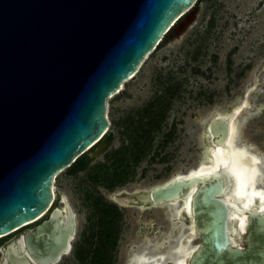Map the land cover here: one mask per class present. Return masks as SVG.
<instances>
[{
  "label": "water",
  "instance_id": "1",
  "mask_svg": "<svg viewBox=\"0 0 264 264\" xmlns=\"http://www.w3.org/2000/svg\"><path fill=\"white\" fill-rule=\"evenodd\" d=\"M197 1L0 0V237L48 216L6 241L0 264H55L70 251L76 214L64 196L63 206L53 208L54 179L101 142L109 128V97L135 78L147 55ZM263 79L264 63L239 107L228 106L230 113L215 115L203 131L211 147L230 154L227 164L201 174L200 164L156 188L125 191L139 207L189 204L183 224L193 232L182 237L180 249L189 255L170 264L264 263V242L262 247L250 241L256 217L264 215V189L251 184L247 190L255 195L256 209L229 200L237 188L234 134L252 104L251 93L264 89ZM100 152L101 147L93 155ZM221 213L225 238L218 229ZM194 237L199 242L190 252ZM152 256L132 254L128 264H165L162 254Z\"/></svg>",
  "mask_w": 264,
  "mask_h": 264
},
{
  "label": "rangeland",
  "instance_id": "2",
  "mask_svg": "<svg viewBox=\"0 0 264 264\" xmlns=\"http://www.w3.org/2000/svg\"><path fill=\"white\" fill-rule=\"evenodd\" d=\"M187 14L190 19L179 20L147 55L135 78L107 100L109 128L81 156L87 167L74 175L68 168L54 179L53 206L64 196L76 214L74 247L93 249L100 239L112 264H127L139 232L148 235L149 223L158 228L163 214L154 208L141 212L120 207L111 194L150 189L198 167L203 122L244 99L264 63V0H198ZM258 90L250 98L262 109L247 119L240 134L264 154V89ZM105 209L115 217L107 226L102 223ZM224 218L221 213V238ZM255 221L256 236L250 241L262 246L264 215ZM65 261L78 264L73 253Z\"/></svg>",
  "mask_w": 264,
  "mask_h": 264
},
{
  "label": "bare ground",
  "instance_id": "3",
  "mask_svg": "<svg viewBox=\"0 0 264 264\" xmlns=\"http://www.w3.org/2000/svg\"><path fill=\"white\" fill-rule=\"evenodd\" d=\"M190 11L191 10L189 9L188 12ZM186 14H187L186 12L183 13L173 23L171 29ZM122 86L123 85H121V88L118 91V93L122 91ZM260 91L261 90H258L257 92L259 93ZM242 101H243L242 98H237L234 104L231 105V107L234 106L233 107L234 109L238 108L239 105L242 103ZM261 109H262L261 105L255 103L253 104L252 101L251 106L249 107L248 105V108L244 111V113L240 117V122H239L240 127L238 125L234 134L235 137L237 136L238 146L235 150L238 152V154L234 156L235 166L232 167V170L235 173L234 183H235V187L237 188L233 191L231 195H229V200H231V198L232 200H237V201L243 200L247 208L253 207V209L257 208V206H255V195L247 193V190L249 189V186L251 184H255L257 189H262V191L264 189V154L257 151L255 147L249 144L247 141H244L240 134V130L246 124L247 119L253 115L259 114ZM229 113H230L229 111H220V110L212 112L210 114V117L203 122V129L207 130L209 121L215 115H223L226 117V115H228ZM234 126L235 125H231L232 134L234 133ZM208 138H209L208 133L203 132L202 144L204 146L203 149L204 151L202 152L201 166L200 169L198 170V173L200 174L217 172L219 168L222 165L227 164L228 159H230V154L225 150H223L222 148L211 147L208 142ZM246 153H249L256 157L254 162L247 159ZM181 174L182 173L174 174L170 179H168V181L171 180L172 178L178 177ZM159 185H156L152 188H156ZM52 193H53V203H54L56 196L53 187H52ZM135 193H139V192H135ZM110 197L117 205L123 208H137L141 212H145L148 209H150V208H144L143 206L139 207L134 197L126 196L124 190L115 192L111 194ZM261 198H262L261 200H264L263 196H261ZM153 208L157 210L158 209L162 210L163 218L161 224H159V227L157 228L154 227L155 223L153 224L149 223L150 225L148 224L149 227L147 232L149 233L148 235L139 232L137 240L135 241V243H132L131 245L132 248L131 254H138L140 252H145L150 255H153L152 257H156V255L162 254L163 257H165V264H170L172 261H176L177 259L183 258L181 256L189 255L187 254L189 252L184 251L182 253L180 251L182 247L181 246L182 237H184V235H186V233H188L189 231L193 232L192 225H187L186 222L185 224H183L184 221L183 217L186 218L187 215H190L189 204L177 202L169 205H159ZM245 218L246 217L240 219L241 226H244ZM180 220H182L181 223ZM179 225H181L182 230H180L178 233H174L176 229L179 227ZM162 229H166V231H163ZM5 236L6 235L1 236L0 240L3 239V237ZM193 240H197V238L194 237L192 241ZM196 245L197 244L194 245L193 242L192 243L190 242L189 251L191 252L196 247Z\"/></svg>",
  "mask_w": 264,
  "mask_h": 264
},
{
  "label": "flooded vegetation",
  "instance_id": "4",
  "mask_svg": "<svg viewBox=\"0 0 264 264\" xmlns=\"http://www.w3.org/2000/svg\"><path fill=\"white\" fill-rule=\"evenodd\" d=\"M62 206H63V204L61 202H58V203H56V205L53 206V208H56V207L61 208ZM47 218H48V216L41 218V219L37 220L35 223H33L31 225L24 226L23 228H20L19 230H17L16 233H13V234L5 237V239H2L0 241V249L6 241L10 240L11 238H13L15 236L20 235L21 233H23L26 230H30V229L34 228L35 226L42 223ZM76 236H77V230H76L75 238H76ZM75 238L71 242L70 251L67 254H64L61 257V259L58 262H56L55 264H67V262L65 260L69 256H71L72 253L78 258V262H77L78 264H112L111 261L106 258V253H105L106 251L103 249L104 243L102 240L99 239L98 243H96L94 245L93 249H89V250H85V251H82V249H80L81 250L80 251L79 249L75 248L73 245ZM1 254L2 253L0 250V257H1ZM88 255H89V258L87 259ZM68 264H73V263H68Z\"/></svg>",
  "mask_w": 264,
  "mask_h": 264
},
{
  "label": "trees",
  "instance_id": "5",
  "mask_svg": "<svg viewBox=\"0 0 264 264\" xmlns=\"http://www.w3.org/2000/svg\"><path fill=\"white\" fill-rule=\"evenodd\" d=\"M106 138L109 139V140H111L112 139V135L109 134ZM86 167H87L86 159L80 157L79 159H77L75 161L74 164H72V166L68 169L67 173L69 175H74V174H77L79 171L84 170ZM108 209L107 210L105 209V212L102 213V215H103V217H102V223H103V225L105 224V226L109 225V222H112V220L115 218V217H109L107 215V214H109ZM106 233H108V232H106Z\"/></svg>",
  "mask_w": 264,
  "mask_h": 264
},
{
  "label": "clouds",
  "instance_id": "6",
  "mask_svg": "<svg viewBox=\"0 0 264 264\" xmlns=\"http://www.w3.org/2000/svg\"><path fill=\"white\" fill-rule=\"evenodd\" d=\"M159 44V43H158Z\"/></svg>",
  "mask_w": 264,
  "mask_h": 264
}]
</instances>
